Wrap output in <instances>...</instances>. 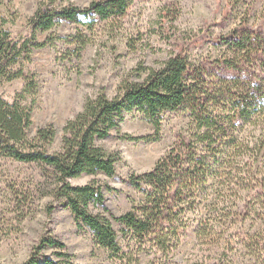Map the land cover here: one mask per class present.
<instances>
[{
    "label": "trees",
    "instance_id": "16d2710c",
    "mask_svg": "<svg viewBox=\"0 0 264 264\" xmlns=\"http://www.w3.org/2000/svg\"><path fill=\"white\" fill-rule=\"evenodd\" d=\"M255 3L226 34L205 35L215 55L191 58L180 45L157 69L138 65L139 80L123 79L112 97L102 87L87 97L63 124L56 148L51 124L29 135L39 90L36 74L26 68L33 52L61 41L52 34L60 23L80 24L82 30L62 38L69 46L62 61L77 72L76 61L93 42L96 24L123 17L131 0H92L83 8L39 5L26 35L0 28V87L22 82L12 101L0 96V192L10 196L17 223L31 214L34 199L50 197L111 264H138L141 254L169 262L192 227L196 244L210 245L217 256L213 264H264V31L248 23ZM232 9L228 1L223 17ZM162 16L175 20L171 11ZM41 33H48L44 40ZM166 112H177L187 125L151 169L127 175L124 182L138 198H129V209L114 215L104 204V190L113 189L95 177H114L121 156L102 142L112 131L119 134L131 113L150 124L152 133L120 138L158 142ZM245 126L256 133L250 141L242 137ZM15 165L32 167L35 177L19 182ZM82 176L93 178L84 185L70 183ZM46 207L49 213L54 209L51 203ZM72 258L65 244L42 235L21 264H72Z\"/></svg>",
    "mask_w": 264,
    "mask_h": 264
},
{
    "label": "rangeland",
    "instance_id": "374dc122",
    "mask_svg": "<svg viewBox=\"0 0 264 264\" xmlns=\"http://www.w3.org/2000/svg\"><path fill=\"white\" fill-rule=\"evenodd\" d=\"M92 0H1L0 28L8 30L13 36L27 34V22L36 8L75 5L86 7ZM230 1L233 9L223 17L224 7ZM253 0H131L126 14L108 23H97L94 40L86 47L81 58L76 61L78 71L72 63L62 61V55L69 46L62 38L74 35L82 26L62 22L52 34L61 38L54 48L35 50L31 63L26 67L34 72L39 83L38 95L31 113L29 135L46 124L55 131L57 147L61 128L65 121L81 110L87 97H92L102 87L107 96L112 97L123 79L139 80L134 69L142 67L157 69L179 47L187 48L191 58L211 54L216 50L205 35L217 36L229 32L245 17ZM249 17V25L264 31V0H255ZM171 11L175 20L170 23L162 16L163 11ZM48 33L38 35L44 40ZM198 38L197 42H193ZM181 45V46H180ZM22 82L14 80L0 87V96L12 101ZM187 125V119L177 112H166L162 116L160 139L154 143L126 141L121 135L134 137L152 133V127L137 113L127 114L120 126L119 134L112 131L102 142L111 152H118L121 161L116 164L115 176L107 178L100 174L95 177L113 190H104V204L114 215L126 212L129 198L137 199L132 187L124 182L130 172L141 173L152 168L155 161L172 143L174 135ZM256 133L252 126L243 128L242 137L250 141ZM12 171L19 173V182L25 183L35 177L32 167L17 166ZM93 177L82 176L71 179L72 185H84ZM31 182V181H30ZM8 194L0 192V264H21L29 255L31 247L42 235H51L66 245L72 255V264H111L104 252L93 246L87 231H78L69 211L50 197L34 199L31 214L20 224L14 219ZM10 197V196H9ZM54 206L51 213L47 205ZM116 230L118 229L115 226ZM194 228L169 257V262L159 257L141 254L138 264H213L216 255L208 244L197 245ZM118 242H126L118 235ZM49 253L48 251L46 252Z\"/></svg>",
    "mask_w": 264,
    "mask_h": 264
}]
</instances>
